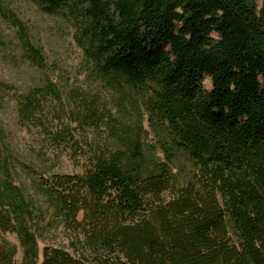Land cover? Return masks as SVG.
Here are the masks:
<instances>
[{
  "label": "trees",
  "instance_id": "1",
  "mask_svg": "<svg viewBox=\"0 0 264 264\" xmlns=\"http://www.w3.org/2000/svg\"><path fill=\"white\" fill-rule=\"evenodd\" d=\"M34 1L76 25L89 75L144 92L165 161L147 160L140 121L114 127L119 148L80 146L70 123L95 129L109 115L80 89L68 90L76 112L47 76L16 93L18 124L44 135L38 154L88 151L87 165L38 176L36 210L13 172L32 171L0 131V264H264V0ZM19 27L25 60L45 73ZM56 224L68 249H40Z\"/></svg>",
  "mask_w": 264,
  "mask_h": 264
},
{
  "label": "rangeland",
  "instance_id": "2",
  "mask_svg": "<svg viewBox=\"0 0 264 264\" xmlns=\"http://www.w3.org/2000/svg\"><path fill=\"white\" fill-rule=\"evenodd\" d=\"M262 2L256 0L258 9L261 8ZM19 25L23 27L33 46L42 51L47 63L45 73L25 60ZM76 34L77 27L72 21L61 15L45 13L34 0H0V131L11 156L18 164H25L32 171L27 173L18 165H14L13 172L15 183L23 189L26 197L34 200L36 210L44 204V201L34 194L38 176L48 177L51 171L82 175L88 154V151L76 154L69 148L55 153L58 161L54 162V153L48 149L46 158H42L38 150L43 133L39 129H26L18 124L15 94L41 86L46 76L62 90L65 110L68 112H76L80 107L78 102L68 96V90L76 89L87 94L89 101L97 100L99 105L109 112L108 118L95 129L91 126L78 129L76 123H70L74 140L85 150L90 146L121 147L114 127L121 126V123L136 125L140 121L146 132L144 145L147 160L165 161L157 145V136L147 123L144 92L138 94L131 90L119 91L89 75L85 55L76 40ZM204 86L206 89L210 87L208 80L204 82ZM53 131L56 129L53 128ZM178 168L181 174L177 176V181L183 183L186 164L181 162ZM175 172L177 173L176 170ZM51 218L53 216L48 215L46 221H51ZM6 238L17 244L15 235L7 234ZM43 238L39 242L40 249L44 244L68 249L67 236L57 224L45 231Z\"/></svg>",
  "mask_w": 264,
  "mask_h": 264
}]
</instances>
